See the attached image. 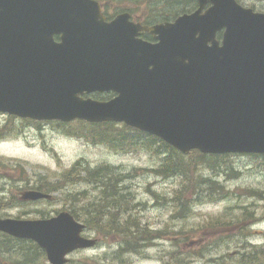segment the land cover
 <instances>
[{"label": "water", "instance_id": "95a60500", "mask_svg": "<svg viewBox=\"0 0 264 264\" xmlns=\"http://www.w3.org/2000/svg\"><path fill=\"white\" fill-rule=\"evenodd\" d=\"M211 1L209 14L233 22L224 56L193 59L164 42L125 43L117 21L102 32L82 19L95 10L90 0H0V112L124 122L183 154L264 153V15L234 0ZM66 10L83 11L77 27L69 26ZM58 32L60 42L53 39ZM109 90L117 95L108 101L82 97ZM20 198L51 194L28 189ZM83 228L67 211L39 219L0 217L1 232L35 241L50 264H65L71 251L94 245L81 235Z\"/></svg>", "mask_w": 264, "mask_h": 264}, {"label": "rangeland", "instance_id": "374dc122", "mask_svg": "<svg viewBox=\"0 0 264 264\" xmlns=\"http://www.w3.org/2000/svg\"><path fill=\"white\" fill-rule=\"evenodd\" d=\"M79 126L77 122L62 125L0 114V130L4 132L0 137V217L45 216L69 205L78 207L83 215L85 206H92L98 213L102 189L96 183H67L61 190L50 192L51 201L39 203H22L19 195L23 190L38 188L44 183L63 185L61 173L76 160L89 168L108 164L116 167L117 173L133 176L118 185L120 192L123 185H130L133 205L128 203L124 213L120 211L114 218L119 223L124 218L138 219L143 229L153 233L148 235L151 239L140 245L139 252L121 251L119 245L123 236L118 232H105L113 217L107 211V215L100 212L98 228L89 226L84 231L85 235L99 239V247L69 255L68 264H117L113 260L115 254L119 262L126 258L129 264H237L240 255L251 250L256 256L255 264L262 263L264 200L257 194L264 192V157L222 154L225 170L220 173L212 167L215 163L198 162L193 178L201 175L208 181L207 184L200 181L199 185L195 179L198 186L194 196L190 188L182 190L185 199L182 211L171 198L183 188L186 180L182 181L179 175L166 177L156 173L162 153L144 147L121 153L86 138L71 136L66 131ZM230 170L238 173L227 175L232 173ZM72 194H76L74 202ZM130 207L133 209L129 211ZM247 210L253 217L241 216ZM80 219L85 223L83 217ZM29 244L22 241L10 252L0 251V264H25L24 260L29 259L20 256L22 254L31 255L36 264H48L30 250Z\"/></svg>", "mask_w": 264, "mask_h": 264}, {"label": "trees", "instance_id": "16d2710c", "mask_svg": "<svg viewBox=\"0 0 264 264\" xmlns=\"http://www.w3.org/2000/svg\"><path fill=\"white\" fill-rule=\"evenodd\" d=\"M77 122L81 124V126L74 128V130L67 129L66 131L69 135L86 138V140L93 144H103L115 151H120L121 153L132 152L136 150L137 147H144L150 151H154L156 153L159 151V153H162L163 156H161L157 168H155L156 173L166 177L179 175L182 178V181L186 180V182L182 185L183 188L177 191L171 198V201L176 203V208L182 211L185 210V199L182 197V190L188 191L190 188L191 191L189 192H191L192 196H194L198 186L195 179L199 181V185L200 181L204 184H207L208 181L207 177L205 178L201 175L197 178L195 177V179L193 178L194 171H196V164L198 162H200V164H208L210 162L215 163L212 167L217 169L216 173H220L225 170V168H223L224 164H222V155L220 154H201L197 153V151H192L188 155H184L156 136L147 134L127 125L117 127L115 126L116 123L112 122L87 123L82 120H77ZM3 134L4 132L0 131V135ZM193 153L198 155H193ZM206 157L212 158L208 159ZM219 162H221V164H219ZM116 171V167L111 165L109 166L108 164H100L97 167L89 168L86 165L82 166L81 160H76L70 168L61 173L60 177L63 185L57 182L44 183L37 189L44 192H57L61 190L65 184L76 183L79 181L100 184L102 195L100 196L101 208L98 210V213L94 212L95 209L92 206L83 207V210L85 211L84 215L79 211L78 207L73 205L67 206L66 210H69L78 219L83 217L88 227L91 226L96 228H98V225L101 223L100 220L102 215L100 212L105 215H107L106 211L109 212L113 218L111 219V222L107 224L105 232H118L123 236V240L119 245V249L121 251H125V253L139 252L140 245H144L150 241L151 236L148 238V235H152L153 233L147 232L143 229L144 226H140L138 219H134L132 217L124 218L123 222L119 223L116 218H114L115 216L120 215V211L121 214L124 213L125 207L128 203L133 205L132 203L134 200L132 192L129 190L130 185H123L121 189L122 192H120L118 186L121 181L123 182L125 179H130L133 176L129 173L122 174L121 172L117 173ZM230 171L232 173H227V175L234 176L235 173H238L236 170ZM81 172H84V174L81 175ZM72 195L74 196L71 197V201L74 202L76 201V194ZM257 196L264 200V192H258ZM132 209L133 208L130 207L129 211ZM241 216L253 217L252 212L249 210L242 212ZM0 236L2 237L0 251L3 252L12 251L14 247L18 246V244L22 242V240L14 239L3 233H0ZM158 237L154 239H158ZM32 252H35L36 256L38 254L39 257H41V255L43 257L41 250L36 245L33 247ZM20 256L26 259H29L30 257L29 254H22ZM27 262L24 260L25 264H27Z\"/></svg>", "mask_w": 264, "mask_h": 264}, {"label": "flooded vegetation", "instance_id": "af4514ba", "mask_svg": "<svg viewBox=\"0 0 264 264\" xmlns=\"http://www.w3.org/2000/svg\"><path fill=\"white\" fill-rule=\"evenodd\" d=\"M90 1H92L95 10L82 19L90 20L94 26L104 27L105 30L102 32L107 33L111 32V27L117 21V24L121 26V36L125 39V43L131 38L140 48V45L150 47L158 46L164 42L166 45H171L172 49L177 50L180 48L183 53L187 51V57L193 59H213L224 56L221 55L223 53L221 49L225 45V33L233 22L226 21L222 17L218 20L217 14H209L208 11L214 6L211 0ZM234 1L238 6L250 13L264 15V0ZM64 14L67 15L69 26L77 27L81 22L83 11L66 10ZM182 17L184 20L180 21ZM112 35L110 36L111 38L113 37ZM53 39L56 42H60L61 32L53 34ZM180 41L182 42L179 45L178 42ZM123 51L125 52V50ZM115 95L116 92L114 91H106L95 92L89 97L99 101H106ZM254 156L264 157V154H254ZM39 202L42 201H37L36 203ZM27 215L29 216L30 214ZM93 238L95 239L94 248L99 247V239L97 237ZM32 250L33 246L31 245ZM75 252L78 251L76 250L73 253ZM73 253L70 254L72 255ZM240 256L238 264H255L256 262L253 250L244 256ZM113 260L117 264H129L126 258L119 262L117 254L114 255Z\"/></svg>", "mask_w": 264, "mask_h": 264}]
</instances>
